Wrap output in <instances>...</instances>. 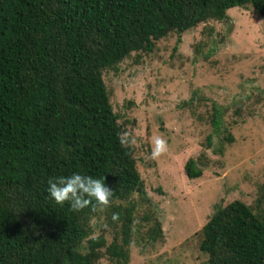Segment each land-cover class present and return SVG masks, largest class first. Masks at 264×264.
<instances>
[{
  "label": "trees",
  "instance_id": "trees-1",
  "mask_svg": "<svg viewBox=\"0 0 264 264\" xmlns=\"http://www.w3.org/2000/svg\"><path fill=\"white\" fill-rule=\"evenodd\" d=\"M247 6L264 24V0H0V264H96L103 248L127 264L130 198L144 192L133 149L118 140L103 72ZM73 173L106 178L121 243L91 237L98 212L50 198L48 180ZM184 173L202 175L192 158ZM161 233L154 220L148 238ZM200 234L207 264H264V220L241 201L215 206Z\"/></svg>",
  "mask_w": 264,
  "mask_h": 264
},
{
  "label": "rangeland",
  "instance_id": "rangeland-1",
  "mask_svg": "<svg viewBox=\"0 0 264 264\" xmlns=\"http://www.w3.org/2000/svg\"><path fill=\"white\" fill-rule=\"evenodd\" d=\"M180 38L172 33L152 53H133L103 72L118 123L135 136L130 147L144 192L130 198L136 207L127 264H207L200 233L215 206L238 200L264 220L262 19L250 6L237 7ZM154 135L168 142L159 159L151 157ZM190 158L198 179L185 176ZM108 209L90 223L91 237L102 235L105 247L123 237ZM154 220L162 233L153 242L147 232ZM105 249L96 264H118Z\"/></svg>",
  "mask_w": 264,
  "mask_h": 264
},
{
  "label": "clouds",
  "instance_id": "clouds-1",
  "mask_svg": "<svg viewBox=\"0 0 264 264\" xmlns=\"http://www.w3.org/2000/svg\"><path fill=\"white\" fill-rule=\"evenodd\" d=\"M118 140L122 147H130L136 143L134 134L127 128L118 133ZM150 143L153 159H159L168 151V142L160 135L152 136ZM105 179L79 173L53 177L48 180L47 192L57 205L63 206L67 203L72 211L79 212L90 208L93 213H102L110 206L113 196V190L106 186ZM112 218L114 221L117 220L118 214H113ZM90 223L95 224L96 217H93ZM35 227L33 225L34 230ZM35 234L40 235L39 231Z\"/></svg>",
  "mask_w": 264,
  "mask_h": 264
}]
</instances>
